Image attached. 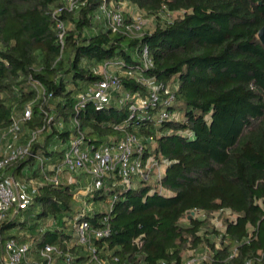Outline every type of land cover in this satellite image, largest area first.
<instances>
[{"label":"trees","instance_id":"trees-1","mask_svg":"<svg viewBox=\"0 0 264 264\" xmlns=\"http://www.w3.org/2000/svg\"><path fill=\"white\" fill-rule=\"evenodd\" d=\"M106 1H126L153 18V28L140 36L113 32L97 18L100 0H80L72 9L64 0H0V131L17 120L19 143L22 132L21 144L35 136L30 155L1 173L36 182L28 205L0 221V264L9 238L31 241V251L44 243L64 251L61 242L71 238L66 222L89 204L94 208L83 217L97 226L106 216L111 230L93 244L101 257H117L116 264H184L185 255L200 249L208 255L204 264H264V43L258 38L264 0ZM143 46L151 68L140 65ZM110 60L161 83V98L173 96L169 110L180 118L156 123L131 116L116 93L101 107L89 101L75 111L77 95L101 79L95 70ZM121 81L124 91L149 94L133 79ZM27 110L29 119L22 120ZM77 128L89 149L135 134L145 155L168 162L161 179L124 187L105 177L82 205L75 182L46 180L48 165L60 161ZM224 213L232 219H220V230L210 221ZM69 251L74 264L87 259L81 246Z\"/></svg>","mask_w":264,"mask_h":264},{"label":"built area","instance_id":"built-area-1","mask_svg":"<svg viewBox=\"0 0 264 264\" xmlns=\"http://www.w3.org/2000/svg\"><path fill=\"white\" fill-rule=\"evenodd\" d=\"M79 1L64 0L68 9L74 8ZM100 1L97 18L105 20L113 32L129 33L133 36H140L143 33L144 22L140 16L131 17L128 24L124 22L122 2L108 4L106 0ZM58 28L61 30L59 35L61 38L64 25L59 23ZM140 65L144 69L152 67L149 50L146 46H143L140 51ZM122 66L121 60L102 62L95 70V73L101 75V79L77 95L74 110L78 111L89 101L93 102L95 106L101 107L108 103L116 93L119 94L118 104H128L131 116L141 113L148 119L155 120L156 123L172 119V112L169 109L173 104V96L167 94L161 98L160 91L163 89V85L154 78L143 77L140 72L128 68L122 69ZM122 76L133 79L145 87L149 94L142 96L139 93L124 91ZM150 109L153 110L152 116L147 115ZM29 116L30 112L27 110L22 120L29 119ZM74 125L78 126L76 120H74ZM19 131V121L17 120L8 129L0 131V221L15 205L17 207L28 205L36 193V182H22L1 173L7 166L30 155V147L35 136L21 144L18 142ZM80 135L77 128L76 136L70 141L60 161L48 165L51 175L46 177V180L53 185H58L61 179H66L68 183L75 182L79 186L75 197L89 194L93 188L99 186L103 178L110 176L116 177L124 187H133L135 181L139 180L159 182L163 170L168 164L166 160L145 155L144 145L133 133H127L116 141L104 142L94 149L83 147ZM82 180H86L87 183L83 184ZM20 198L23 199L21 205ZM87 211L83 208L80 214L66 222L70 226L71 238L61 242L66 248L64 251L60 245L48 243L31 251V241L19 242L15 238H9L4 241L2 246V264H23L28 261H33L35 264H56L59 257H62V264H74V256L69 251L71 245L81 246L86 252L87 259L81 264H116L117 257H101L100 248L93 244L94 241L104 240L110 235L108 218L103 216L99 219V225L92 226L83 217ZM44 224V226H42L43 224L39 226V230L44 231L51 225L50 221ZM234 254L235 250L232 251L231 256ZM205 260L206 256L192 253L185 257L184 264H204ZM245 264H251V262L247 261Z\"/></svg>","mask_w":264,"mask_h":264},{"label":"rangeland","instance_id":"rangeland-1","mask_svg":"<svg viewBox=\"0 0 264 264\" xmlns=\"http://www.w3.org/2000/svg\"><path fill=\"white\" fill-rule=\"evenodd\" d=\"M122 5H123V7H122V10H123V14H124V20H125V18H131V17H137V16H140L142 19H143V22H144V25H143V31H145V30H151L152 28H153V26H154V21H153V18H147V17H144V15L141 13V11L138 9V8H136V7H134V6H132L131 4H129V3H127L126 1H122ZM178 13H174V14H172L171 16H169L170 18H173V17H175L176 15H177ZM167 16V15H166ZM179 119L180 118V113H179V111L175 108V110H174V113L172 114V119ZM23 138H24V135H23V132H22V138L20 139V142L22 143L23 142ZM43 140V136H39L38 137V139H37V141L38 142H41ZM153 182V181H152ZM82 197L80 196V195H78L77 197H76V200L79 202H81V204L82 205H85V201H82V199H81ZM23 203V199L22 198H20V205ZM97 206H99V208H105L104 206H102V205H100V204H97ZM14 207H17V205H15ZM84 207H86L85 209H93L94 208V205H91V204H89L88 206H84ZM196 216H198L199 217V214H196ZM228 217L230 220L232 219V216L230 217V216H228V214L227 213H224L220 218L219 217H217V215H215V216H213L212 218H211V223H213L215 226H216V228H218V229H220V230H222V225H221V222H220V219H221V221H222V218H224V217ZM183 221H185V219H183ZM216 222V223H215ZM45 224H43L42 226H44ZM69 230H70V228H69ZM196 254L197 255H204V256H206V260H207V257H208V255L205 253V250H203V249H200V250H197L196 251ZM188 255V254H187ZM187 255H185V257L187 256ZM184 257V258H185Z\"/></svg>","mask_w":264,"mask_h":264},{"label":"water","instance_id":"water-1","mask_svg":"<svg viewBox=\"0 0 264 264\" xmlns=\"http://www.w3.org/2000/svg\"><path fill=\"white\" fill-rule=\"evenodd\" d=\"M258 38L260 39V41L262 43H264V27L259 30V32H258Z\"/></svg>","mask_w":264,"mask_h":264}]
</instances>
